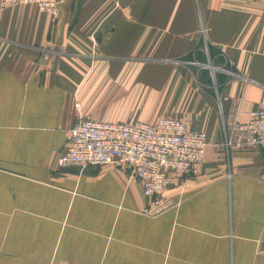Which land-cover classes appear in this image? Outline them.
Segmentation results:
<instances>
[{
	"label": "crops",
	"instance_id": "crops-1",
	"mask_svg": "<svg viewBox=\"0 0 264 264\" xmlns=\"http://www.w3.org/2000/svg\"><path fill=\"white\" fill-rule=\"evenodd\" d=\"M257 109L264 0H67L58 19L0 0V264H264V153L231 129ZM81 116L187 120L201 173L146 216L127 169L59 166Z\"/></svg>",
	"mask_w": 264,
	"mask_h": 264
},
{
	"label": "built area",
	"instance_id": "built-area-1",
	"mask_svg": "<svg viewBox=\"0 0 264 264\" xmlns=\"http://www.w3.org/2000/svg\"><path fill=\"white\" fill-rule=\"evenodd\" d=\"M66 2L1 0V7L35 5L58 19ZM189 64L204 66L197 61ZM216 70H212L214 80ZM231 129L233 135H242L243 140L236 146L259 147L264 153V109L252 111L247 123H235ZM208 146V135L184 119L160 118L154 123L142 120L107 122L83 116L70 128L68 146L59 156L58 164L61 168L111 165L127 169L141 183L143 194L149 200L143 214L158 217L177 206L175 200L166 195L167 189L200 175ZM261 180L264 182V169Z\"/></svg>",
	"mask_w": 264,
	"mask_h": 264
},
{
	"label": "trees",
	"instance_id": "trees-1",
	"mask_svg": "<svg viewBox=\"0 0 264 264\" xmlns=\"http://www.w3.org/2000/svg\"><path fill=\"white\" fill-rule=\"evenodd\" d=\"M210 57H211V59L213 60V61H215L214 59H215V51L210 47ZM208 75V74H207ZM208 78V83H212V78H210L209 76H207ZM216 80H217V82H218V75H216Z\"/></svg>",
	"mask_w": 264,
	"mask_h": 264
},
{
	"label": "rangeland",
	"instance_id": "rangeland-1",
	"mask_svg": "<svg viewBox=\"0 0 264 264\" xmlns=\"http://www.w3.org/2000/svg\"><path fill=\"white\" fill-rule=\"evenodd\" d=\"M209 66H210V65H209ZM212 66H213V65H212ZM212 66H211V67H212ZM199 67H201V66H199ZM211 67H210L209 69L206 68V70H204V71L208 74V76H209L210 78H212V80H214V79H213V75H212V74H213V73H212V72H213V71H212L213 69H212ZM81 117H83V116H81ZM79 118H80V117H79ZM129 173H130V172H129Z\"/></svg>",
	"mask_w": 264,
	"mask_h": 264
},
{
	"label": "water",
	"instance_id": "water-1",
	"mask_svg": "<svg viewBox=\"0 0 264 264\" xmlns=\"http://www.w3.org/2000/svg\"><path fill=\"white\" fill-rule=\"evenodd\" d=\"M212 65L210 64V67H211ZM213 67V66H212Z\"/></svg>",
	"mask_w": 264,
	"mask_h": 264
},
{
	"label": "bare ground",
	"instance_id": "bare-ground-1",
	"mask_svg": "<svg viewBox=\"0 0 264 264\" xmlns=\"http://www.w3.org/2000/svg\"><path fill=\"white\" fill-rule=\"evenodd\" d=\"M213 69V67H211Z\"/></svg>",
	"mask_w": 264,
	"mask_h": 264
}]
</instances>
